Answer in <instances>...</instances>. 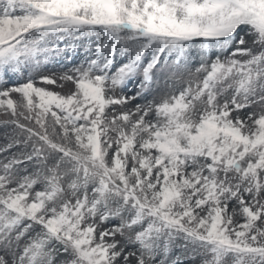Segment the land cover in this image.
I'll list each match as a JSON object with an SVG mask.
<instances>
[{
  "label": "snow or ice",
  "instance_id": "obj_1",
  "mask_svg": "<svg viewBox=\"0 0 264 264\" xmlns=\"http://www.w3.org/2000/svg\"><path fill=\"white\" fill-rule=\"evenodd\" d=\"M0 264H264V0H0Z\"/></svg>",
  "mask_w": 264,
  "mask_h": 264
},
{
  "label": "rangeland",
  "instance_id": "obj_2",
  "mask_svg": "<svg viewBox=\"0 0 264 264\" xmlns=\"http://www.w3.org/2000/svg\"><path fill=\"white\" fill-rule=\"evenodd\" d=\"M56 90H59V89H56Z\"/></svg>",
  "mask_w": 264,
  "mask_h": 264
}]
</instances>
